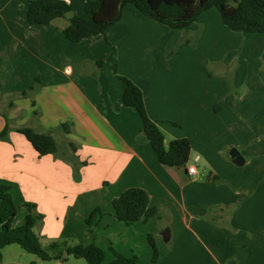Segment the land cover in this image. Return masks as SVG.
Returning a JSON list of instances; mask_svg holds the SVG:
<instances>
[{"label":"crops","instance_id":"1","mask_svg":"<svg viewBox=\"0 0 264 264\" xmlns=\"http://www.w3.org/2000/svg\"><path fill=\"white\" fill-rule=\"evenodd\" d=\"M67 1L78 3L74 11L82 14L85 0ZM28 2L0 0V130L5 116L12 129L10 141L0 140V183L12 184L20 207L15 223L29 213L22 205L33 202L43 214L34 228L42 243L73 235L94 241L106 250L101 264L114 258L110 242L127 256L137 255L138 264H264V170L257 165L264 167V60L256 65L253 57L260 54L248 52L264 50L263 35L222 27L237 40L225 47L231 57L227 66L237 69L228 74L230 84L223 80L204 90L198 60H183L181 49L165 57L175 28L169 30L134 5L124 7L106 35L72 42L63 33L69 14L50 25L30 24ZM114 49L118 72L110 61L97 62ZM121 75L142 89L148 113L167 142L190 139L186 166L161 163L142 138L143 120L123 102ZM25 90L28 95H22ZM3 100H9L7 108L1 107ZM65 122L70 132L62 128ZM23 126L51 133L60 153L39 155L16 130ZM220 134L226 139L218 143L214 138ZM230 147L239 148L245 164L257 166L254 174L218 166L219 160L231 166ZM193 164L195 176L187 171ZM206 171L208 179L202 181ZM130 187L147 190L160 213L147 222L121 223L113 199ZM96 207L103 214L96 215L91 231L87 218ZM163 218L168 240L159 227ZM149 234L159 247L156 261ZM4 258L2 252L0 262Z\"/></svg>","mask_w":264,"mask_h":264},{"label":"trees","instance_id":"2","mask_svg":"<svg viewBox=\"0 0 264 264\" xmlns=\"http://www.w3.org/2000/svg\"><path fill=\"white\" fill-rule=\"evenodd\" d=\"M127 4L134 5L145 16L161 22L172 28H187L193 24L206 10L216 7L220 11L223 22L231 30L246 33L264 34V0H85L84 14H78L67 0H29L27 7V21L30 24L50 25L58 17L70 14L69 24L63 29L66 38L72 42L81 41L87 37L107 34V31L118 22L123 15ZM117 51L114 49L107 59H99L98 64L110 61L118 72V64L114 61ZM125 82L123 102L127 107L138 112L143 120V139L148 140L161 163L169 166H186L190 159L191 141L187 137L166 141V136L153 120L146 108L142 89L131 79L120 76ZM37 77L29 90H34L38 84ZM29 90L22 92L28 95ZM12 104V103H11ZM221 103L215 106L219 109ZM37 112H34V114ZM5 116V115H4ZM6 117V124L0 130V140L10 141L11 127ZM62 128L70 132V123H62ZM39 155L60 153L58 143L49 132L39 131L33 126L17 127ZM74 150L75 145L72 143ZM74 160V165H78ZM79 166V165H78ZM77 168V167H76ZM12 184L0 183V259L1 249L10 244H19L25 251L38 255L42 259H50V250L61 256L62 245L68 255L75 258H84L88 264H101L106 258V250L96 242L81 241L73 246L65 242L53 240L47 249L35 231L36 223L43 218L42 213L35 211L36 204L25 202L29 213L22 222L15 223L19 206L12 194ZM113 209L117 219L126 225L138 221L147 222L160 213V208L151 203L150 195L144 188L130 187L113 199ZM102 215L101 207H96L87 218L92 229L96 215ZM149 243L153 249L152 260L159 257V247L152 234L148 235ZM114 258L108 264H138V256H127L112 246ZM30 264H36L32 261Z\"/></svg>","mask_w":264,"mask_h":264},{"label":"rangeland","instance_id":"3","mask_svg":"<svg viewBox=\"0 0 264 264\" xmlns=\"http://www.w3.org/2000/svg\"><path fill=\"white\" fill-rule=\"evenodd\" d=\"M73 7H75V9L78 10L79 9L78 3H74ZM82 14H84V11H82ZM197 21L196 23H193L189 27L184 28V29L182 28L174 29L170 26L162 24L161 22L159 23L161 25L168 27L169 30L171 28V29H174L175 31L174 33L168 35V37L170 36L171 45L168 48V50L165 52V57L167 56L172 57L174 56V54H176V52L179 49H181L183 60L193 62V64H194V60H198L197 65H199V62H200V66H198L197 68L199 69L202 65L201 73L203 75V89L206 90L207 87L209 88L211 83L214 84L218 82L221 84L223 80L227 81V78L229 79L228 74L233 73L237 69L235 66L231 64V62L229 63L231 65L227 66L228 60H230L231 57L230 56L227 57V50L225 49L227 44H233L237 40L232 41V39L226 32V30L229 28H227V26L223 22L220 11L216 7H212L208 9L205 13L202 14L200 20H197ZM222 27H226L225 28L226 30H224ZM227 31H232V30L230 29ZM233 33H246V32L236 31ZM262 35L264 37V34ZM253 50L254 51L248 50V52L252 56L260 54L259 58L258 56L253 57L254 64L259 65L260 63H263L264 50H260V51H257L256 49H253ZM258 59L260 60L258 61ZM187 64H191V69H192L193 64L192 63H187ZM236 64L237 62L235 61L234 65ZM198 73H199V70H197V74ZM238 76H241V71H238ZM228 84H230V81L228 82ZM8 101L9 100H3V103L1 102L2 103L1 107H3L5 103L7 104ZM6 104L4 105L5 108H7ZM258 132L259 131H257V133ZM233 138H237V137L234 136ZM214 139L218 140L217 142L219 143V142H223L226 139V137L223 138V135L220 134ZM231 148L232 147H230L226 151L228 157L230 155ZM229 159L230 161L228 160L227 161L231 165L230 167L223 160L217 161L218 166L222 170L227 171V172H229L230 168H233L234 170L236 169L235 171L246 172V174L250 172L251 175L254 174L253 173L254 170L257 169V166L254 164L247 163L242 166H239V165H236L233 162V160H231V156ZM257 165L259 166L258 171L264 170L262 163H259ZM208 175H209V171H206L205 176H203L201 180L206 181L208 179ZM161 220L162 222L160 221L159 227L163 232L168 227L164 225V222L166 221V219L163 218ZM93 228H94V225H93ZM83 240L79 239V237H77L76 235H73L70 237H64L63 239H57L59 243L65 242L67 246H73ZM50 243H52V241L50 242L44 239L42 244L47 249H49L48 247ZM104 243H107V246H109L108 242H104ZM1 252L5 253V258L3 260L5 262L2 261L0 262V264H6L7 261L9 262L18 261V262H21L22 264H30V262L35 259L38 260L39 264H88L84 258H75L72 255H68L63 245L61 248V256H58L56 251L50 250V254H51L50 259H42L36 254L27 252L19 244L7 245L4 247V249L3 248L1 249Z\"/></svg>","mask_w":264,"mask_h":264},{"label":"water","instance_id":"4","mask_svg":"<svg viewBox=\"0 0 264 264\" xmlns=\"http://www.w3.org/2000/svg\"><path fill=\"white\" fill-rule=\"evenodd\" d=\"M230 155L232 157L233 162L236 165L242 166L246 163V159L243 156V154L240 152V150L237 147H233L230 151ZM162 235L164 236L165 240H168L170 238V230L169 228H166L163 232Z\"/></svg>","mask_w":264,"mask_h":264},{"label":"built area","instance_id":"5","mask_svg":"<svg viewBox=\"0 0 264 264\" xmlns=\"http://www.w3.org/2000/svg\"><path fill=\"white\" fill-rule=\"evenodd\" d=\"M199 159V156L196 157V161ZM187 171L191 176H195L197 173V165L193 164V165H189L187 167Z\"/></svg>","mask_w":264,"mask_h":264}]
</instances>
